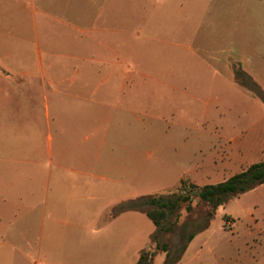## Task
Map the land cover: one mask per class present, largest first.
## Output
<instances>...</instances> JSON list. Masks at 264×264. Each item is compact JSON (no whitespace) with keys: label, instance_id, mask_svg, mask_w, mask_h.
I'll use <instances>...</instances> for the list:
<instances>
[{"label":"rangeland","instance_id":"1","mask_svg":"<svg viewBox=\"0 0 264 264\" xmlns=\"http://www.w3.org/2000/svg\"><path fill=\"white\" fill-rule=\"evenodd\" d=\"M46 6L52 19L39 26L38 45L22 46V58L33 65L41 52L38 62L55 93L89 97L96 74L113 70L93 53L94 30L112 31V62L121 74L103 90L133 86L121 97L116 91L96 98L108 106L96 111L100 162L86 147L84 175L54 171L51 187L58 188L49 200L84 202L70 204L68 223L78 226L52 237L51 261L137 264L152 251V264H167L168 256L173 264H264V187L218 208L196 196L198 188L239 173L233 169L240 165L221 160L226 139L256 149L242 165L264 159L257 152L264 149V0H46ZM21 30L33 42L31 27ZM126 149L132 152L124 156ZM178 194L191 195L192 210L183 205L168 214L163 227L172 230L157 232L145 199ZM5 239L0 264H19L13 235Z\"/></svg>","mask_w":264,"mask_h":264},{"label":"crops","instance_id":"2","mask_svg":"<svg viewBox=\"0 0 264 264\" xmlns=\"http://www.w3.org/2000/svg\"><path fill=\"white\" fill-rule=\"evenodd\" d=\"M35 2L0 0V239L4 242L5 237L13 235L14 258L19 264H54L52 237H64L65 228L78 226L68 223L69 206L84 202L57 197L49 200L50 189L58 188L51 187L54 171L61 175L69 172L84 175L80 165L86 163V147L93 152L94 164L96 160L100 162L102 131L96 111L108 106L96 98L106 100L110 92L116 91L121 97L133 86L125 83L113 90H103L112 77L118 78L121 74L115 73L117 63L112 62L117 54L114 44L109 42L112 31L105 34L94 30L93 53L114 65L113 70L96 74L97 80L88 87L89 97L71 95L70 90L55 93L51 77L42 62H38L41 52L36 49L33 65L23 62L22 58V46L38 45L39 26L47 27L52 19L49 7H43L46 0H38V6ZM103 21H99L97 27H102ZM23 24L31 27L29 36L33 34V42L26 36L22 38ZM17 31L21 38L15 37ZM103 50L108 55L103 56ZM67 97L75 100H66ZM237 140L226 139L221 146V160L229 167L240 165V169L234 168L233 172L241 173L256 163L250 161L242 165V160L251 158V152L256 153V149H247L245 143ZM131 152L126 149L124 156ZM257 152L264 155L260 147ZM3 175L7 179H3ZM260 187L264 184L252 191ZM77 216L75 213L73 219Z\"/></svg>","mask_w":264,"mask_h":264},{"label":"trees","instance_id":"3","mask_svg":"<svg viewBox=\"0 0 264 264\" xmlns=\"http://www.w3.org/2000/svg\"><path fill=\"white\" fill-rule=\"evenodd\" d=\"M187 181H182L179 190L183 191L187 186ZM264 184V160L252 164L245 171L233 175L224 182L216 185H208L202 188H198L196 196L200 201L207 203L208 205L218 208L224 206L229 197H235L254 190L255 188ZM185 205L188 211L192 210L191 207V195L190 194H178L173 197L154 196L145 199L144 207L149 206L150 209H145V214L152 221V223L159 231L170 232L172 227L164 228L163 222L167 218L168 214L178 212L182 206ZM155 235L152 237L155 238ZM191 240L193 237L190 238ZM165 249V248H164ZM170 256L167 258V264H173L170 261ZM153 252L146 251L141 254L137 264H152Z\"/></svg>","mask_w":264,"mask_h":264}]
</instances>
